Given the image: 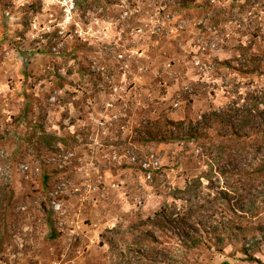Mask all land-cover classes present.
I'll list each match as a JSON object with an SVG mask.
<instances>
[{"label":"rangeland","instance_id":"374dc122","mask_svg":"<svg viewBox=\"0 0 264 264\" xmlns=\"http://www.w3.org/2000/svg\"><path fill=\"white\" fill-rule=\"evenodd\" d=\"M174 1H103L83 13L73 0H0V264H131L150 229L176 261L264 264V229L228 228L224 180L204 177L205 139L160 138L170 121L264 89V67L253 70L264 2ZM193 178L205 210L185 248L149 217L184 213L171 193ZM241 221L264 228V213Z\"/></svg>","mask_w":264,"mask_h":264},{"label":"trees","instance_id":"16d2710c","mask_svg":"<svg viewBox=\"0 0 264 264\" xmlns=\"http://www.w3.org/2000/svg\"><path fill=\"white\" fill-rule=\"evenodd\" d=\"M113 0H73V9L83 13L89 12L93 4ZM194 0H175L179 8L193 6ZM248 1V0H247ZM263 3L264 0H258ZM256 65L253 70H263L264 49L254 58ZM242 102L233 101L223 110L213 111L208 115L204 114L199 120L170 121L173 125L168 129L161 140L169 141L176 138H186L187 141L203 140L201 147L206 156H209L207 169L204 177L212 181L214 176L223 179L225 185L218 192V198L223 200L228 212L227 221L229 229L236 235L239 232L249 230H262L261 225L256 227H244L242 219H251L264 213V199L255 209L258 198V190L264 191V89L247 91ZM216 123L220 127L214 135L207 133V128ZM201 183L196 179H190L183 188L173 189L171 196L176 200L184 201L186 211L179 215L170 206L161 207L155 211L149 220L154 228H171L179 242L180 247H189V242L196 243L194 231L198 230L197 221L194 216L205 210L199 190ZM203 204V205H202ZM251 204L249 208L248 205ZM175 207V205H173ZM161 229V228H160ZM136 243H139L137 250L132 257L136 264L139 259L148 261V264H189L183 258L176 261L169 249L162 246L154 230L140 231ZM244 253L251 259L254 257L245 249ZM143 264V263H141Z\"/></svg>","mask_w":264,"mask_h":264}]
</instances>
